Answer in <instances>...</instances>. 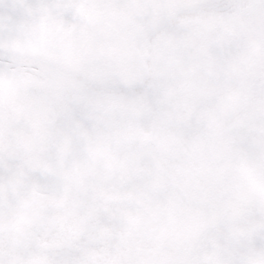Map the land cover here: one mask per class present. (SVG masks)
Here are the masks:
<instances>
[{
    "label": "snow or ice",
    "instance_id": "snow-or-ice-1",
    "mask_svg": "<svg viewBox=\"0 0 264 264\" xmlns=\"http://www.w3.org/2000/svg\"><path fill=\"white\" fill-rule=\"evenodd\" d=\"M0 264H264V0H0Z\"/></svg>",
    "mask_w": 264,
    "mask_h": 264
}]
</instances>
